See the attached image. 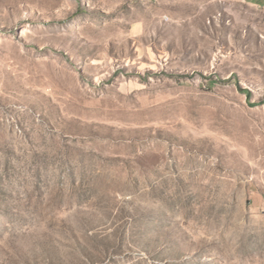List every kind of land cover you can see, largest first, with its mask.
<instances>
[{"label":"rangeland","instance_id":"374dc122","mask_svg":"<svg viewBox=\"0 0 264 264\" xmlns=\"http://www.w3.org/2000/svg\"><path fill=\"white\" fill-rule=\"evenodd\" d=\"M0 264H264V4L0 0Z\"/></svg>","mask_w":264,"mask_h":264},{"label":"crops","instance_id":"0c3cea01","mask_svg":"<svg viewBox=\"0 0 264 264\" xmlns=\"http://www.w3.org/2000/svg\"><path fill=\"white\" fill-rule=\"evenodd\" d=\"M245 1V0H244ZM250 4L259 6L261 4H264V0H247Z\"/></svg>","mask_w":264,"mask_h":264}]
</instances>
